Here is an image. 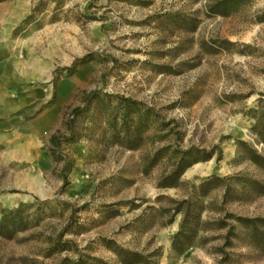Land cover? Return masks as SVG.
Masks as SVG:
<instances>
[{"label": "rangeland", "instance_id": "1", "mask_svg": "<svg viewBox=\"0 0 264 264\" xmlns=\"http://www.w3.org/2000/svg\"><path fill=\"white\" fill-rule=\"evenodd\" d=\"M220 1L0 0V264H264V0Z\"/></svg>", "mask_w": 264, "mask_h": 264}, {"label": "trees", "instance_id": "2", "mask_svg": "<svg viewBox=\"0 0 264 264\" xmlns=\"http://www.w3.org/2000/svg\"><path fill=\"white\" fill-rule=\"evenodd\" d=\"M237 0H222L219 3L215 5V11L218 14H223L225 13V9L228 8V6H232L234 2ZM261 108V109H260ZM260 109V110H259ZM259 109L255 112L257 114L255 115L256 117V123L254 125L255 131L260 137L261 141L264 143V106L259 107ZM83 108L77 107L68 114V123L69 126L72 124L73 120L75 117L79 116L81 112H83ZM126 115H128L130 111V105L126 106ZM55 142V137L53 138ZM248 154L249 158L256 163L259 167L264 169V155L259 154L257 151L248 148ZM212 157V152H210L204 159H208ZM185 160V159H184ZM198 160V159H196ZM194 160V161H196ZM190 163H183L181 162L176 166L174 171L168 175L164 181H162L160 184L161 186H176L180 182V178L185 171L186 167L189 166ZM218 180H222L220 177H212L208 178L205 181H203L200 185V188L203 190H208L214 188L217 186ZM253 183L256 186H260L261 192L264 193V185H261L257 181H253ZM24 206V205H23ZM22 209L21 208H16V209H6L2 211V216L0 218V236L11 238L13 237L16 233L19 231H23L29 227L30 221L26 219L24 216H22ZM240 220L242 223L247 225L249 228H251V237L257 244L261 245L264 247V229H261L262 223H264V218H257V219H250V218H244L241 217ZM184 226V225H183ZM140 259H135L133 262H137Z\"/></svg>", "mask_w": 264, "mask_h": 264}]
</instances>
